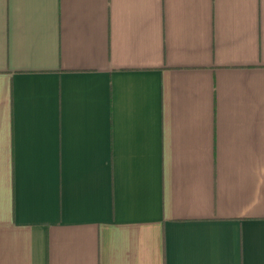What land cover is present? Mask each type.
<instances>
[{"label": "crops", "instance_id": "obj_1", "mask_svg": "<svg viewBox=\"0 0 264 264\" xmlns=\"http://www.w3.org/2000/svg\"><path fill=\"white\" fill-rule=\"evenodd\" d=\"M0 264H264V0H0Z\"/></svg>", "mask_w": 264, "mask_h": 264}]
</instances>
